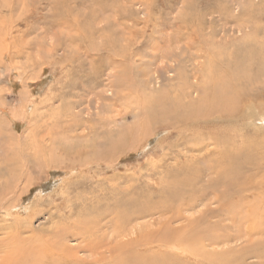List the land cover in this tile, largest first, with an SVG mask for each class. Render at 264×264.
<instances>
[{
  "label": "bare ground",
  "instance_id": "bare-ground-1",
  "mask_svg": "<svg viewBox=\"0 0 264 264\" xmlns=\"http://www.w3.org/2000/svg\"><path fill=\"white\" fill-rule=\"evenodd\" d=\"M250 7L253 8L248 3V9ZM254 38L251 33L233 48L224 47L218 52L217 49L211 52L196 50L190 56L191 49H201L202 45L197 46L192 34L185 38L176 35L175 41L187 42L182 49L186 57L180 59L179 55L167 53L165 59L173 58L175 66L171 71L174 70L175 76L170 81H176L177 86L136 96L134 102L130 101L131 94L126 88L130 67L125 35L121 39L122 49H116L112 41L101 49L91 47L92 54L85 53L89 66L80 79L82 87H73L77 91L75 95L68 90L63 94L75 98L92 94L102 85L101 78L106 76L109 90H114L111 106L123 112L117 115L118 119L124 121L132 117L134 123L112 132L111 126H115L117 120L100 119L98 129L91 130L87 137H71L72 129L63 131L70 142L50 136V144L57 145L60 159L64 157L81 163L72 169L62 162L53 165L58 172L84 166H106L115 154L135 147L147 132L161 131V128L162 132H168L167 139L173 142L161 147L160 162H151L145 171L147 178L159 174L160 187L150 185L148 188L139 181L145 187L132 190L130 186L135 189L132 182L138 180L135 176L122 178L120 184L129 183L124 187L110 181L112 184L107 185L101 196L97 194L91 207H83L75 213L76 219L70 220L74 212L66 217L59 216V225L41 235L31 228L30 213L21 221L20 212H14L15 208L0 209V220H4V224L0 221L3 224L0 226V264H245L250 258L256 259L257 264H264V239H261L264 238V51L255 44ZM139 47L135 48L137 53ZM225 53L233 55L227 58ZM157 56L150 55V62L157 60ZM223 56L226 60L221 58ZM198 60H203L199 70L196 69ZM101 62L105 65L101 66ZM182 65H189L186 69L192 73L193 84L186 78ZM108 70L110 73L105 74ZM112 71L115 75H111ZM137 74L136 78L145 75L139 70ZM140 84L146 86L147 83L141 81ZM117 88L123 93H117ZM132 109L139 112L132 113ZM66 117L71 118L69 112ZM54 118L60 120L61 114L57 113ZM211 123L217 125L204 127ZM194 126L199 127L198 130H187L192 133L186 136V129ZM178 148L188 154L202 152L203 155L200 153L202 157L194 158L185 151L181 156L175 153ZM34 157L39 158L35 155L25 160L28 174L35 172V167L39 168L34 166ZM169 159L174 161V165L170 164L172 167L165 164ZM47 160L52 162L51 154ZM12 172L11 176H15ZM39 173L34 178L37 187L43 182ZM211 175L215 178L213 182L208 179L205 186L197 187L204 176ZM97 184L102 188L101 183ZM199 207L204 209L198 211L196 217H184V213ZM9 216L11 221L7 224ZM155 216L151 224L133 227L136 221ZM67 240H74L76 244L68 245ZM236 240H243L244 245L236 251L210 250Z\"/></svg>",
  "mask_w": 264,
  "mask_h": 264
},
{
  "label": "rangeland",
  "instance_id": "rangeland-1",
  "mask_svg": "<svg viewBox=\"0 0 264 264\" xmlns=\"http://www.w3.org/2000/svg\"><path fill=\"white\" fill-rule=\"evenodd\" d=\"M248 3L253 8L248 9ZM251 33L255 35V44L264 51V0H0V209L15 208L14 212H20L21 221H25L30 213L32 219L28 222L41 235L59 225V216L66 217L74 212L70 220L76 219L75 213L83 207H91L97 194L101 196L105 193L104 189L108 184L120 187L129 185L128 182L119 183L124 177L131 179L135 176L138 179L132 182L135 188L130 186L132 190L139 191L150 185L160 187L159 174L147 178L145 171L151 162L161 159V147L173 142L167 139L168 132H162L161 128V131L155 129L147 132L142 140L136 141L135 147L131 146L122 154H115L106 166L100 164L77 167L71 171L62 169L63 172H58L57 166L53 165L62 162L65 167L72 169L81 163H74L64 157L60 159L57 145L50 144V136L58 140L61 137L65 142H70L67 135H63L64 130L70 129L73 130L71 137H87L91 130L98 129L100 119L117 120V124L111 126L112 132L134 123L132 117L124 121L118 119L117 115L123 112L120 108L111 106L114 90H109L106 76L101 78L102 85L92 94L78 98L63 94L68 90L75 95L77 91L73 87H82L80 79L86 75L89 66L85 53L89 52L91 55V47L101 49V46L107 47L112 41L116 49H122L124 44L121 39L125 35L130 67L126 88L131 94L130 101L134 102L136 96L177 86L176 81H170L175 76L174 70L171 71L175 66L173 58L165 59L167 53L179 55L180 59L186 57V54H182V49L187 42L175 41L176 35L181 34L185 38L192 34L194 38H198V42L196 39L195 42L197 46L202 45V48L191 49V56L196 50L203 52L206 49L211 52L217 49L218 52L224 47L233 48ZM136 47H139L138 53L135 51ZM153 54L158 55L157 60L150 62V55ZM231 55L225 53L227 58ZM221 58L226 60L224 56ZM198 62L197 70L203 60ZM100 65H105V62ZM188 66L182 65V68L185 70ZM137 70L144 71L145 75L136 78ZM109 71L105 74H109ZM184 74L189 83L193 84L192 73L186 69ZM111 75H115V72L112 71ZM141 81L147 83L146 86H142ZM116 92L123 93L119 88ZM68 112L71 118L66 117ZM138 112L132 109V113ZM57 113L61 114L60 120L54 118ZM216 125L211 123L204 127ZM198 128L194 126L186 129V136L192 133L187 130ZM155 131H158L157 135ZM106 142L108 140L104 138V143L107 144ZM49 150L52 155L51 163L47 160ZM178 150L175 153H180L181 156L185 154L186 150ZM186 153L188 154L187 151ZM200 153L203 155L202 152H193L188 156L200 158ZM35 155L39 158L34 157V166L38 165L40 169L35 167V172L28 174L30 172L26 171L28 166L25 160ZM212 157L215 158L216 155L213 154ZM165 164L172 167L174 161L169 159ZM12 171L15 176H11ZM38 173L42 175L43 182L37 187L34 185V178ZM208 179L211 182L215 180L213 175L204 176L201 180L203 185L200 182L197 187L205 186ZM97 183H101L102 188ZM203 209L199 207L196 211L184 213V217L194 218ZM8 218L5 221L7 224L11 221V216ZM155 218L156 216L138 220L132 226L139 228L149 225ZM2 220L0 221L4 224ZM66 243L76 244L74 240H67ZM242 243L243 240H236L213 246L215 248L210 250L219 253L236 251L244 246ZM245 264H257V260L250 258Z\"/></svg>",
  "mask_w": 264,
  "mask_h": 264
}]
</instances>
